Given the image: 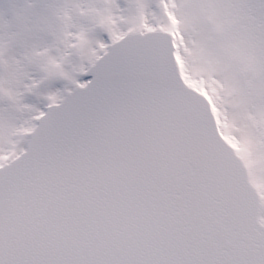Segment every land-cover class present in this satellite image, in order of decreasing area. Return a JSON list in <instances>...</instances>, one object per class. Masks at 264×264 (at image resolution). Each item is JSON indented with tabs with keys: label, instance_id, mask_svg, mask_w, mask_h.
<instances>
[{
	"label": "snow or ice",
	"instance_id": "1",
	"mask_svg": "<svg viewBox=\"0 0 264 264\" xmlns=\"http://www.w3.org/2000/svg\"><path fill=\"white\" fill-rule=\"evenodd\" d=\"M0 264H264V0H0Z\"/></svg>",
	"mask_w": 264,
	"mask_h": 264
}]
</instances>
